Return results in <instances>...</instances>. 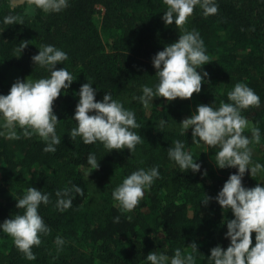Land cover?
Returning a JSON list of instances; mask_svg holds the SVG:
<instances>
[{
  "label": "trees",
  "instance_id": "obj_1",
  "mask_svg": "<svg viewBox=\"0 0 264 264\" xmlns=\"http://www.w3.org/2000/svg\"><path fill=\"white\" fill-rule=\"evenodd\" d=\"M216 14L205 16L199 5L182 26L165 25L164 0H69L62 11L46 13L26 0H0V20L10 11L24 17L23 24H0V94H7L6 82L12 73L20 79H38L49 75L47 69L34 66L31 57L42 44H52L68 54L57 68L67 67L74 81L66 93L54 101L57 134L61 143L55 152L43 151L46 142L38 135H20L19 139L0 136V222L22 212L16 208L28 186L50 193V202L38 208L50 228L41 234V243L33 246L34 260H28L13 243L11 236L0 232V264H147L150 251L174 254L177 247L190 251L198 245L197 264H208L210 249L217 244L227 247L224 237L223 210L212 199L203 204L205 194L215 197L235 168L215 166V146L192 143L191 129L181 131V122L198 104L218 107L229 102L227 92L243 82L261 98L259 107L242 110L251 126L260 129L261 140L253 143L252 162L264 164V0H215ZM196 30L204 41L209 63L201 65L208 73L199 94L168 102L154 97L145 107L138 99L142 85L157 82L152 57L178 39L183 30ZM21 40L28 46L17 57ZM87 80L97 88L96 99L104 92L133 110L141 142L128 149L109 152L97 141L85 144L71 140V120L80 86ZM167 123L161 127L160 121ZM19 131V130H18ZM244 135L251 137L250 128ZM182 140L185 149L201 164L197 173L180 169L168 157V147ZM89 152L96 155L99 168L86 163ZM84 167H81V166ZM159 166L156 178L138 205L121 212L112 190L132 171ZM85 169L90 175L85 174ZM206 170L207 175H202ZM245 186L261 183L260 176L248 172ZM79 185L83 194H73L72 205L64 211L56 206V191ZM119 216V221L114 217ZM63 238L58 246L56 237ZM253 244L255 233L252 234Z\"/></svg>",
  "mask_w": 264,
  "mask_h": 264
},
{
  "label": "clouds",
  "instance_id": "obj_2",
  "mask_svg": "<svg viewBox=\"0 0 264 264\" xmlns=\"http://www.w3.org/2000/svg\"><path fill=\"white\" fill-rule=\"evenodd\" d=\"M9 2L15 6V0ZM26 3L29 6L34 4L46 13H58L68 7L69 0H26ZM164 3L167 6L162 15L165 25H184L197 5L205 16L218 11L215 0H164ZM23 20L22 15L10 11L0 20V24H23ZM28 44L27 40L17 44V57L22 55ZM67 59L68 54L52 44H42L38 48V53L31 60L34 66L47 69L49 75L35 80L17 78L7 94H0V136L19 139L21 134H36L46 142L43 151H56L55 146L61 143V137L56 131L59 120L53 104L62 90L66 93L74 81L67 67L57 68L56 65ZM209 59L200 33L184 29L175 42L165 45L152 57L157 82L154 86L142 85V94L134 99L147 108L154 97H163L171 102L176 98H191L193 93L199 94L208 75L200 66L209 63ZM97 91L89 80L80 86L75 94L79 99L71 118L76 126L70 129L68 136L71 140L79 137L85 144L99 141L109 152L125 148L132 152L142 139L140 134L133 131L140 127L135 112L113 99L110 92H104L102 100H97ZM227 97L229 102L221 101L218 107H213L212 103L196 105L195 111L179 122L182 134L184 130L191 129L193 144L199 146L203 143L217 148L214 161L217 168L236 169L229 174L215 197L205 194L202 201L208 204L214 199L223 210L232 213V218L224 217L222 221L227 228L224 233L229 241L227 247L220 244L212 247L207 260L208 264H264V182L252 187L243 183L246 172L251 176L264 175V164L252 162L250 146L260 142V129L251 126L247 117L242 115V110L259 107L261 98L243 82L235 83L232 90L227 92ZM166 123V120H161L160 126ZM246 128H250L251 137L243 134ZM167 154L180 169L194 174L200 172L201 164L185 149L182 140H175L168 147ZM99 161L94 153L89 152L86 163L92 170L99 168ZM85 174L90 175L87 169ZM201 174L206 176V170ZM159 176L158 165L138 168L113 188L111 194L121 212L133 210L143 198L145 190ZM73 194L82 195L83 189L70 184L56 191V206L60 211L71 207ZM49 202L50 193L28 186L24 194L16 199V208L23 211L0 222V232L11 236L16 248L28 260L36 258L32 248L40 245L41 234L50 231L38 212L42 203ZM114 220L119 221V216ZM55 243L61 246L64 240L57 236ZM186 248L190 251L175 248L171 256L165 252L150 251L144 260L147 264H197V243L193 241Z\"/></svg>",
  "mask_w": 264,
  "mask_h": 264
},
{
  "label": "rangeland",
  "instance_id": "obj_3",
  "mask_svg": "<svg viewBox=\"0 0 264 264\" xmlns=\"http://www.w3.org/2000/svg\"><path fill=\"white\" fill-rule=\"evenodd\" d=\"M20 0H15V2H19ZM17 79V77L16 76H14L12 73H10L8 76H7V78H6V82L9 84V86L11 87V85H12V83L15 81ZM28 79V78H27ZM246 129H248V128H246ZM7 139H9V138H7ZM259 176H260V180H261V182H264V175H260V174H258Z\"/></svg>",
  "mask_w": 264,
  "mask_h": 264
}]
</instances>
